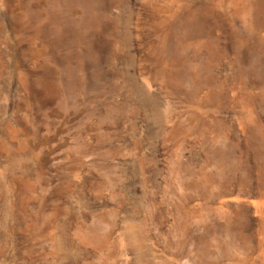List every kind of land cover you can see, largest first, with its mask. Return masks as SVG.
<instances>
[{"label": "rangeland", "instance_id": "obj_1", "mask_svg": "<svg viewBox=\"0 0 264 264\" xmlns=\"http://www.w3.org/2000/svg\"><path fill=\"white\" fill-rule=\"evenodd\" d=\"M0 264H264V0H0Z\"/></svg>", "mask_w": 264, "mask_h": 264}]
</instances>
